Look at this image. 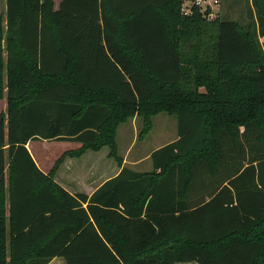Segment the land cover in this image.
Masks as SVG:
<instances>
[{
	"label": "trees",
	"instance_id": "1",
	"mask_svg": "<svg viewBox=\"0 0 264 264\" xmlns=\"http://www.w3.org/2000/svg\"><path fill=\"white\" fill-rule=\"evenodd\" d=\"M186 1L7 0L0 264H264V0L247 28ZM160 112L177 139L124 166L118 126L142 117L144 137ZM36 140L83 147L48 175ZM104 147L121 171L91 195L57 180Z\"/></svg>",
	"mask_w": 264,
	"mask_h": 264
},
{
	"label": "rangeland",
	"instance_id": "2",
	"mask_svg": "<svg viewBox=\"0 0 264 264\" xmlns=\"http://www.w3.org/2000/svg\"><path fill=\"white\" fill-rule=\"evenodd\" d=\"M212 20L219 16L221 18L236 20L247 28L250 25V13L253 12L252 0H220L216 5L212 6ZM0 17L6 23V12H4V4L0 1ZM262 43L264 38H259ZM8 102L7 96L0 99V114L7 112ZM153 128L144 137L140 136L144 129L143 118L139 116L129 118L117 128V155L123 161V165L146 172L152 165L149 155L159 147L172 142L178 137V118L176 115L168 112H160L152 118ZM137 131V134H135ZM83 147V144L77 141H47L36 140L28 144L33 157L37 161L42 170L50 175L55 162L67 151H76ZM109 148L104 147L100 151L89 150L81 158H71L70 164L63 163L59 170V174L66 177L68 172L88 173L94 166L103 168L104 166H112L118 168V162L109 158ZM147 158V159H146ZM71 168V170H69ZM92 171V170H90ZM87 176V175H86ZM58 178V177H57ZM58 180V179H57ZM59 181V180H58ZM8 196V192H7ZM10 229L8 227L7 241L10 239ZM6 254L10 256V244H7ZM51 263V262H50ZM49 263V264H50ZM52 264H61L55 261Z\"/></svg>",
	"mask_w": 264,
	"mask_h": 264
},
{
	"label": "crops",
	"instance_id": "3",
	"mask_svg": "<svg viewBox=\"0 0 264 264\" xmlns=\"http://www.w3.org/2000/svg\"><path fill=\"white\" fill-rule=\"evenodd\" d=\"M4 4V12L7 11V0H0ZM62 0H54V7L58 9ZM3 112V111H2ZM137 134V131H135ZM177 137L174 139L176 140ZM173 140V141H174ZM151 157V155H149ZM147 159V158H146ZM127 166V165H124ZM130 167V166H127ZM131 168V167H130ZM133 169V168H132ZM71 170V168L69 169ZM92 170V171H90ZM88 173H79V172H68L67 176L64 177L58 174V180L63 184L71 193L84 192L91 195L99 186H101L106 180L117 176L121 171V168H115L112 166H104L99 168L94 166L91 168ZM135 170V169H134ZM152 170V165L147 171ZM138 171V170H136ZM87 175V176H86ZM55 261H60L61 264H66L64 259L55 258L51 261L52 264ZM176 264H197L196 262H178Z\"/></svg>",
	"mask_w": 264,
	"mask_h": 264
},
{
	"label": "built area",
	"instance_id": "4",
	"mask_svg": "<svg viewBox=\"0 0 264 264\" xmlns=\"http://www.w3.org/2000/svg\"><path fill=\"white\" fill-rule=\"evenodd\" d=\"M219 3V0H193V1H186V5L184 6V12L189 13L193 5H197L204 9L211 8L213 5ZM212 15V14H211Z\"/></svg>",
	"mask_w": 264,
	"mask_h": 264
}]
</instances>
